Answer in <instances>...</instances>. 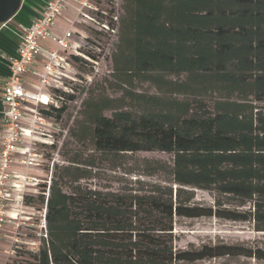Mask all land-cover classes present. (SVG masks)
I'll use <instances>...</instances> for the list:
<instances>
[{"label": "trees", "instance_id": "1", "mask_svg": "<svg viewBox=\"0 0 264 264\" xmlns=\"http://www.w3.org/2000/svg\"><path fill=\"white\" fill-rule=\"evenodd\" d=\"M121 9L110 78L87 88L69 131L94 154L54 163L49 184L24 197L45 204L47 240L15 264L264 261L263 249L241 245L175 249L172 233L176 218L212 217L264 233V0H121ZM65 110L44 114L60 124ZM138 152L172 156L141 161L160 181L88 182L96 159ZM195 190L213 204L195 203Z\"/></svg>", "mask_w": 264, "mask_h": 264}, {"label": "built area", "instance_id": "2", "mask_svg": "<svg viewBox=\"0 0 264 264\" xmlns=\"http://www.w3.org/2000/svg\"><path fill=\"white\" fill-rule=\"evenodd\" d=\"M70 3L77 13L71 24L80 23L85 31L69 29L55 34V21ZM99 13L104 15L91 0H45L31 25L15 34L16 55L5 59L9 74L0 91L4 135L0 146V243H23L37 252L47 240L45 204L35 210L25 204L24 197L36 196L40 185L49 184L52 167L60 162L56 136L67 134L44 112L80 105L87 88L103 75L104 52L98 42L90 50L87 27L96 36L114 35L116 29L102 21ZM44 172L45 179L39 178ZM25 227L35 229L36 239L22 242L19 233Z\"/></svg>", "mask_w": 264, "mask_h": 264}, {"label": "rangeland", "instance_id": "3", "mask_svg": "<svg viewBox=\"0 0 264 264\" xmlns=\"http://www.w3.org/2000/svg\"><path fill=\"white\" fill-rule=\"evenodd\" d=\"M95 3L100 11L104 12V15L98 14L102 21H105L108 25L115 27L116 31L114 35L96 36V31L90 30L87 27V41L91 44V49H94L95 45L100 43V48L104 52V61L101 64L102 76L97 78L92 84L91 88H95L96 85L103 84L105 79H109L111 72V54L115 49L118 36V26L120 16L122 14L121 0H91ZM116 18V21L113 19ZM76 27L82 26L80 23H75ZM98 42V43H97ZM137 90L141 92L154 93L155 90L147 83L138 84ZM110 95L118 96L119 93L110 92ZM80 105H69L61 116L60 126L67 131V134L63 137L56 136L58 145L64 150V156H60L59 160H67L74 153H79L81 158L87 161V156L92 155L93 150L87 142L77 143L69 135V131L74 128L75 121L80 119L79 115ZM109 115V112L105 113ZM48 150L44 153L47 154ZM114 159V158H113ZM144 159L162 160L170 163L172 156L162 152H138L134 154L124 155L117 160L101 161L96 159L93 167V179L88 181L92 187L110 190H119L122 186L138 187V182H158V177H148L142 174L140 167L141 161ZM45 160V157L44 159ZM45 166V163H43ZM42 166V168H43ZM41 179H45V172L40 173ZM83 184L87 185V181H83ZM194 202L202 205H212L213 195L201 190L194 191ZM41 207L40 204L35 205V210ZM34 222H37L38 217L33 218ZM35 229L33 227H25L21 229L19 237L22 242H28L36 239ZM174 247L175 249H187L190 247H199L204 244H218L223 243L227 245H241L244 247L261 248L264 250V233L256 232L253 229V225L250 222H233L226 221L217 218H198V219H186L176 218L173 226ZM26 252H31L28 245L13 244L9 241L0 243V264H15L25 258H27ZM193 264H264L263 260H256L254 258L246 257H222L217 259H209L198 261Z\"/></svg>", "mask_w": 264, "mask_h": 264}, {"label": "crops", "instance_id": "4", "mask_svg": "<svg viewBox=\"0 0 264 264\" xmlns=\"http://www.w3.org/2000/svg\"><path fill=\"white\" fill-rule=\"evenodd\" d=\"M45 0H22L17 13L6 22L5 26L0 25V91L1 87L8 77V69L5 64V59L9 56L16 55L17 39L16 33L21 27H28L35 16L40 14L43 10ZM76 6L70 3L65 11L56 19L53 32L55 34H62L69 29H77L78 31H85L82 26L76 27L72 21L76 19ZM48 47H53L50 43H45ZM3 105L0 99V146L4 137L1 128Z\"/></svg>", "mask_w": 264, "mask_h": 264}, {"label": "water", "instance_id": "5", "mask_svg": "<svg viewBox=\"0 0 264 264\" xmlns=\"http://www.w3.org/2000/svg\"><path fill=\"white\" fill-rule=\"evenodd\" d=\"M22 0H0V25L10 20L19 10Z\"/></svg>", "mask_w": 264, "mask_h": 264}]
</instances>
